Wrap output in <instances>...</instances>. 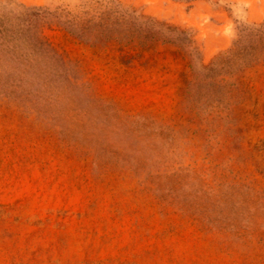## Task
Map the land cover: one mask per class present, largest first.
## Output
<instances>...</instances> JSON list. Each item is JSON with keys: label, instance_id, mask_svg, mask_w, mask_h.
Returning a JSON list of instances; mask_svg holds the SVG:
<instances>
[{"label": "rangeland", "instance_id": "obj_1", "mask_svg": "<svg viewBox=\"0 0 264 264\" xmlns=\"http://www.w3.org/2000/svg\"><path fill=\"white\" fill-rule=\"evenodd\" d=\"M19 5L41 57L0 47V264H264V35L225 53L264 0Z\"/></svg>", "mask_w": 264, "mask_h": 264}, {"label": "trees", "instance_id": "obj_2", "mask_svg": "<svg viewBox=\"0 0 264 264\" xmlns=\"http://www.w3.org/2000/svg\"><path fill=\"white\" fill-rule=\"evenodd\" d=\"M118 10L121 21L136 30L155 33L164 31L159 23L151 19L138 17L120 7ZM39 13L40 8L34 6L19 5L17 10L4 6L0 7V47L4 53L10 54L15 61L22 62L28 67L31 66V63H35L41 55H39L40 51L37 50L38 45L24 47V33L26 31L24 22L28 16L37 17ZM237 31L238 37L234 40L232 48H229L225 53H230L244 60L252 52L250 46L261 43L264 35V24L259 26L241 24ZM240 46L242 47L240 48ZM48 50L52 51L50 48Z\"/></svg>", "mask_w": 264, "mask_h": 264}]
</instances>
